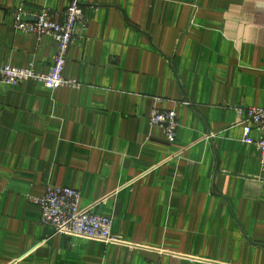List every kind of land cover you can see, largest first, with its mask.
I'll use <instances>...</instances> for the list:
<instances>
[{
    "label": "crops",
    "instance_id": "crops-1",
    "mask_svg": "<svg viewBox=\"0 0 264 264\" xmlns=\"http://www.w3.org/2000/svg\"><path fill=\"white\" fill-rule=\"evenodd\" d=\"M70 1L0 0V65L46 73L53 38L14 31L12 10L62 20ZM78 1L63 74L79 85L0 81V264H264V166L235 110L264 108V0ZM49 185L116 241L52 234L30 200Z\"/></svg>",
    "mask_w": 264,
    "mask_h": 264
},
{
    "label": "built area",
    "instance_id": "built-area-1",
    "mask_svg": "<svg viewBox=\"0 0 264 264\" xmlns=\"http://www.w3.org/2000/svg\"><path fill=\"white\" fill-rule=\"evenodd\" d=\"M47 7L32 8L24 4L12 10L11 26L14 31L32 33L37 37L50 35L55 42L52 64L46 73L35 71L31 66L17 68L0 65V81L7 84H18L26 80L42 82L50 89L79 85L75 79L66 78L63 74L69 48L76 38L78 24L85 25L86 17L83 6L78 0H71L63 11V19L54 17ZM159 97H154L149 121L152 126L161 128L171 142L175 139L178 128V117L174 110H163L157 106ZM238 122L242 124V141L256 145L260 152V163L264 166V108H235ZM252 129L261 135L254 139L250 136ZM31 201L40 208V223L52 228V234L79 236L103 242H115L111 231L112 218L102 216L82 208L79 205L80 191L68 186L49 185L40 197H31ZM207 264H217L208 262Z\"/></svg>",
    "mask_w": 264,
    "mask_h": 264
}]
</instances>
